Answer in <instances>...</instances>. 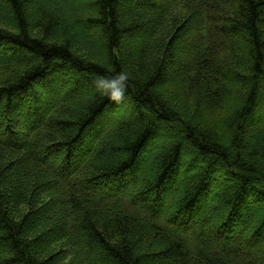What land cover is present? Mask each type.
Returning <instances> with one entry per match:
<instances>
[{
  "label": "trees",
  "instance_id": "16d2710c",
  "mask_svg": "<svg viewBox=\"0 0 264 264\" xmlns=\"http://www.w3.org/2000/svg\"><path fill=\"white\" fill-rule=\"evenodd\" d=\"M119 73L137 118L96 133ZM0 74V264H264V0H0Z\"/></svg>",
  "mask_w": 264,
  "mask_h": 264
},
{
  "label": "rangeland",
  "instance_id": "374dc122",
  "mask_svg": "<svg viewBox=\"0 0 264 264\" xmlns=\"http://www.w3.org/2000/svg\"><path fill=\"white\" fill-rule=\"evenodd\" d=\"M127 4L129 5V3H127ZM181 7H183V5L180 4L179 5V8H178V11L181 9ZM197 37H198V34H197L196 30H193L192 33H191V36H190L189 41H187L184 44L183 49L186 50V51H184V53L182 55V58H183V61L184 62L187 60V59H185L186 58L185 56H187V55L189 56V54H190V51H188L189 46L192 44V41L198 40ZM83 43L85 44V41H83ZM165 91L166 92L171 91V88L168 87V88L165 89ZM192 100L194 102L197 101L195 98H193ZM122 101L123 100H121L120 102H113L110 106H108V108L105 110V112L100 116L102 118L99 121H97V123H96L97 126H98L97 129H96V131H95L96 133H98L99 131H101V129H103V127H104L103 125H105V124L107 125L108 122H109V120L113 119L115 116L117 118H120V116L123 115V116H125L129 120V122H131L132 124L134 123V120H136V118H137L136 113L132 109H128L127 108L128 106L126 105L127 103L126 104H123V103H121ZM205 110L206 109H203V112H202V109H201V112L200 113L203 116L206 117L207 121H211V119H213V118H218V117L222 116V111L220 112L219 108L215 110L213 116H211L212 115L211 113L208 114V113L204 112ZM209 123L210 122H206V124H209ZM175 124H176L175 125L176 128H174V129H177L178 128V124L177 123H175ZM93 131H94V129H93ZM157 131L158 132L159 131H162V134L161 135L158 134ZM91 134H92V132H91ZM91 134L85 136V138L83 140V143H82L83 144L82 145L83 147L89 146L90 141H91V137H90ZM176 135H177V132H175L172 129H167V130L166 129L165 130H162V129L161 130L160 129L158 130L157 129V130H155L151 134L150 141L147 144L148 146L147 147H144L143 152L148 154V150L150 152H154V151H157L158 149H161L162 146H163V143L166 142L167 139L171 141V138H176ZM184 150H185L184 151V155L182 157L181 164L179 165V167H181V168L177 171V173H176L177 175L175 174L173 178L174 179L175 178L177 179V178H180V177L181 178L185 177V180L188 181L189 178H192V177L196 176V173H197V171L199 169L204 168V166H206L209 163L205 159H202L195 152V150L193 148H191V147H185ZM149 163H150L149 156L148 157H143L142 152H141V155H140V158H139V161H138V165H137V167H138V170L137 171H140V168H141V172H142L145 169V166H146L147 173H148V171L150 170L149 169L150 168V164ZM187 165H189V166H187ZM92 167H94V165H92ZM213 176H214V179H212V181H211V183L209 185V188L207 190V193L203 196L202 200H204V199H206V201L210 200L209 195H210L211 191L216 187L217 182L221 181L220 188H219L220 191L223 190L224 186L226 185V182H230V180H227L228 178H227V175H226L225 171L224 172L223 171H220V168H216L213 171ZM107 183H108L107 180L105 182H103L102 185L105 186V187L100 186L101 188L99 187L98 190H96V189L93 188L94 192L97 193V194L104 193V191L108 187L106 185ZM113 183L114 184H119V181L117 182L115 180ZM167 185H168V183H167ZM91 193H93V192H91ZM253 203L254 202L252 201V204ZM248 204H249V201L247 200V203L246 204L244 203L243 206L240 207V210L237 212L238 213V215H237L238 216L237 217V221H239L242 218V215L244 214L245 211L248 212V211H251L252 210V208H250L251 206L246 207ZM254 205H256V204H254ZM242 207H243V209H241ZM241 212H242V214L239 215V213H241ZM263 232L264 231H262V233ZM214 239L215 240L210 241V244L213 246V248L218 245V242L219 241H221V243L223 241H226L221 236L219 238H216L215 237ZM249 241H250L249 243L252 245V246L251 245H248L250 247V252L251 253L248 254L247 251H244L242 255H244V257H246V258H248L250 260L251 259H255V260H257V262L260 263L262 261L261 259H262V253H263V251L262 250H259V247L260 248L262 247V244H264V240L262 239V236L261 235H259V236L253 235V237Z\"/></svg>",
  "mask_w": 264,
  "mask_h": 264
},
{
  "label": "clouds",
  "instance_id": "9594fccd",
  "mask_svg": "<svg viewBox=\"0 0 264 264\" xmlns=\"http://www.w3.org/2000/svg\"><path fill=\"white\" fill-rule=\"evenodd\" d=\"M127 74L119 73L117 76L102 77L97 81V88L102 90V94L107 96L113 102H120L127 89Z\"/></svg>",
  "mask_w": 264,
  "mask_h": 264
},
{
  "label": "bare ground",
  "instance_id": "6f19581e",
  "mask_svg": "<svg viewBox=\"0 0 264 264\" xmlns=\"http://www.w3.org/2000/svg\"><path fill=\"white\" fill-rule=\"evenodd\" d=\"M102 117H100L97 121H99ZM94 126L92 125L91 128H93Z\"/></svg>",
  "mask_w": 264,
  "mask_h": 264
}]
</instances>
